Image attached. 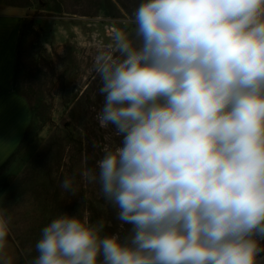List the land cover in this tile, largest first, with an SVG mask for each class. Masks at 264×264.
<instances>
[{
	"label": "clouds",
	"instance_id": "1",
	"mask_svg": "<svg viewBox=\"0 0 264 264\" xmlns=\"http://www.w3.org/2000/svg\"><path fill=\"white\" fill-rule=\"evenodd\" d=\"M124 24L94 65L119 144L84 178L130 229L61 213L27 264H264V0H141ZM11 224L0 206V264Z\"/></svg>",
	"mask_w": 264,
	"mask_h": 264
},
{
	"label": "rangeland",
	"instance_id": "2",
	"mask_svg": "<svg viewBox=\"0 0 264 264\" xmlns=\"http://www.w3.org/2000/svg\"><path fill=\"white\" fill-rule=\"evenodd\" d=\"M28 3L19 7L24 21L15 89L26 96L33 119L20 149L0 171V206L12 216L8 239L16 248L5 252L13 264L16 255L17 264L37 255L35 244L53 218L61 213L88 217L90 203L97 206L103 196L84 178L75 152L79 131L67 113L95 72L96 56L131 17L120 8L111 16L58 15L38 10L37 0ZM53 135L57 139L49 145ZM65 177H75V196L62 189Z\"/></svg>",
	"mask_w": 264,
	"mask_h": 264
},
{
	"label": "trees",
	"instance_id": "3",
	"mask_svg": "<svg viewBox=\"0 0 264 264\" xmlns=\"http://www.w3.org/2000/svg\"><path fill=\"white\" fill-rule=\"evenodd\" d=\"M30 0H28L29 2ZM27 0H9L3 2L6 6L28 7ZM38 10L51 14H73L85 17L97 16L98 12H103L111 16L119 12V8L131 16L134 9L141 0H37ZM69 2L64 6V3ZM100 81L96 72L90 77L85 89L76 97L74 105L67 113V119L70 125L79 131L78 140L75 143V152L85 169L95 168L96 162L101 159L105 150L114 148L119 144L120 138L116 136L115 129L112 126L102 127L97 120L103 97L99 94ZM16 90V89H15ZM17 91V90H16ZM18 92V91H17ZM30 105V103H29ZM27 134L19 145L18 150ZM56 136L50 138L49 145L53 144ZM17 150V151H18ZM15 154L4 163L0 171L4 169ZM98 188L100 186L98 183ZM83 198V197H82ZM97 206L92 203L87 208L88 219L95 223L103 220L105 222V234L120 233L121 237L127 235L130 226L124 225L116 219V209L105 201L103 196L96 201ZM264 244V241H261ZM264 256V253H261Z\"/></svg>",
	"mask_w": 264,
	"mask_h": 264
},
{
	"label": "crops",
	"instance_id": "4",
	"mask_svg": "<svg viewBox=\"0 0 264 264\" xmlns=\"http://www.w3.org/2000/svg\"><path fill=\"white\" fill-rule=\"evenodd\" d=\"M23 21V9L0 5V169L17 152L33 119L26 96L15 90ZM13 246L8 239L7 247Z\"/></svg>",
	"mask_w": 264,
	"mask_h": 264
}]
</instances>
